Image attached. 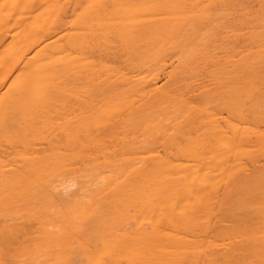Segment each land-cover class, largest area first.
<instances>
[{
    "label": "bare ground",
    "instance_id": "bare-ground-1",
    "mask_svg": "<svg viewBox=\"0 0 264 264\" xmlns=\"http://www.w3.org/2000/svg\"><path fill=\"white\" fill-rule=\"evenodd\" d=\"M0 264H264V0H0Z\"/></svg>",
    "mask_w": 264,
    "mask_h": 264
},
{
    "label": "clouds",
    "instance_id": "clouds-1",
    "mask_svg": "<svg viewBox=\"0 0 264 264\" xmlns=\"http://www.w3.org/2000/svg\"><path fill=\"white\" fill-rule=\"evenodd\" d=\"M79 187L78 181L75 179H68L64 180L60 183V185L57 188H54L53 190L56 192H62L66 197L77 190Z\"/></svg>",
    "mask_w": 264,
    "mask_h": 264
}]
</instances>
